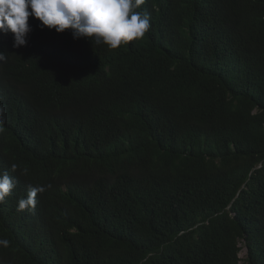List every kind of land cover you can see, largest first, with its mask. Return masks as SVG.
I'll list each match as a JSON object with an SVG mask.
<instances>
[{
  "label": "trees",
  "instance_id": "trees-1",
  "mask_svg": "<svg viewBox=\"0 0 264 264\" xmlns=\"http://www.w3.org/2000/svg\"><path fill=\"white\" fill-rule=\"evenodd\" d=\"M139 10V41L34 25L0 64L5 120L44 116L38 146L2 131L0 174L46 187L32 213L0 204V264H264V0Z\"/></svg>",
  "mask_w": 264,
  "mask_h": 264
},
{
  "label": "clouds",
  "instance_id": "clouds-1",
  "mask_svg": "<svg viewBox=\"0 0 264 264\" xmlns=\"http://www.w3.org/2000/svg\"><path fill=\"white\" fill-rule=\"evenodd\" d=\"M144 3L145 0H0V64L6 57H14L18 50L30 48L29 33L34 25L41 34L53 29L58 34L71 30L73 39L84 38L110 50L139 41L151 26L150 17L139 10ZM53 49L67 51L62 44L49 48ZM6 105L0 94V134L12 124L19 133L35 137L38 146L44 116L23 100L5 120ZM16 167L12 165L13 170ZM45 190V186L15 188L8 173L0 174V204L10 205L12 213H32L37 195ZM0 244L6 245L7 241Z\"/></svg>",
  "mask_w": 264,
  "mask_h": 264
},
{
  "label": "rangeland",
  "instance_id": "rangeland-1",
  "mask_svg": "<svg viewBox=\"0 0 264 264\" xmlns=\"http://www.w3.org/2000/svg\"><path fill=\"white\" fill-rule=\"evenodd\" d=\"M244 256V253L243 252H241V254H240V257H243Z\"/></svg>",
  "mask_w": 264,
  "mask_h": 264
}]
</instances>
